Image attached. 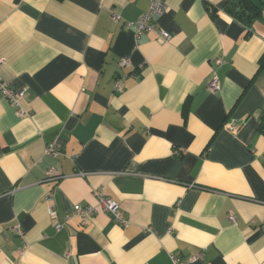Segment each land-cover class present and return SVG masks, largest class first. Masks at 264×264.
<instances>
[{"label":"crops","instance_id":"1","mask_svg":"<svg viewBox=\"0 0 264 264\" xmlns=\"http://www.w3.org/2000/svg\"><path fill=\"white\" fill-rule=\"evenodd\" d=\"M227 1L166 0L165 41L124 28L149 0H0V264H264V9Z\"/></svg>","mask_w":264,"mask_h":264},{"label":"built area","instance_id":"2","mask_svg":"<svg viewBox=\"0 0 264 264\" xmlns=\"http://www.w3.org/2000/svg\"><path fill=\"white\" fill-rule=\"evenodd\" d=\"M167 9L166 0H149L148 9L141 14L134 22H127L124 24V28L126 30H131L136 39L140 38L144 34L151 33L155 35L157 38L162 40H168L170 36L166 31L161 28L156 27L152 20L155 18L161 17ZM119 15L114 11L111 13V19L113 21L119 20ZM128 63L126 60L120 62V66L124 67ZM215 65L220 66V61L215 60ZM120 82L116 83L115 88L120 90ZM220 84L219 79L215 73L211 77L208 90L212 93H216L219 90ZM0 96L4 99L9 105L18 108V112L21 113L20 103L25 98L24 91H14L9 88L8 84L0 78ZM46 156L55 157L59 153V145L56 141H52L47 144L44 151ZM60 178V175L54 170L49 169L47 172V179L56 181ZM93 197L97 202V205L101 207L102 210L109 213L114 221L124 225L125 222L121 220V209L119 205L110 198H107L104 194L102 189H97L93 191ZM96 212V207L93 205H87L85 207H81L79 205L73 206V214L79 217L84 223L85 220L90 219ZM54 216V213H51ZM231 221H234L233 216H229ZM55 229L59 230L62 228L61 224L56 223L54 225ZM15 231L20 235L21 232L19 228L16 226ZM172 264H178L177 258L174 256L170 257ZM196 257H192L191 261H195Z\"/></svg>","mask_w":264,"mask_h":264},{"label":"trees","instance_id":"3","mask_svg":"<svg viewBox=\"0 0 264 264\" xmlns=\"http://www.w3.org/2000/svg\"><path fill=\"white\" fill-rule=\"evenodd\" d=\"M263 9L257 0H228L223 6V11L239 22L246 34L249 33L251 24L261 19ZM258 70L259 72L264 70V54L259 59ZM260 132L264 135V118L261 122Z\"/></svg>","mask_w":264,"mask_h":264}]
</instances>
